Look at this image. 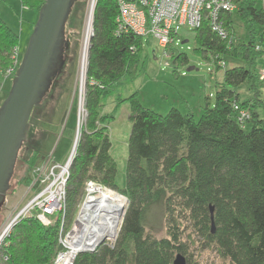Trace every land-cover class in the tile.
<instances>
[{"label":"trees","instance_id":"16d2710c","mask_svg":"<svg viewBox=\"0 0 264 264\" xmlns=\"http://www.w3.org/2000/svg\"><path fill=\"white\" fill-rule=\"evenodd\" d=\"M17 1L23 8L38 13L45 0ZM231 1L235 4L233 13L246 24L247 40L235 43L233 39L228 44L211 32L206 20L194 30L195 52L203 59L207 54L211 56L215 74L221 72L217 62H225L224 57L240 61L222 69L214 102L212 106L205 104L197 121L176 108L162 115L144 108L137 93L120 99L119 105L129 106L131 122L125 184L121 190L115 182L117 166L110 155L105 126L108 116L101 114L102 102L119 81L138 76L144 40L130 33L117 34L115 0L97 1L85 73L86 118L66 187L67 224L74 216L87 180L123 194L128 205L112 246L102 244L94 252L80 253L73 264H172L180 254L187 258L185 264H196L184 248L186 245L189 249L191 244L215 252L227 264H264V119L260 114L264 109V82L258 80L256 69L257 62L262 60L256 45L264 42V9L256 7L258 0ZM2 2L0 72L13 67L14 48L20 53L19 36L1 17ZM232 18L233 14L228 12L223 18L230 36ZM63 54L62 71L67 64V51ZM173 54L174 68L188 64L184 53ZM20 63L19 59L7 79L14 78ZM175 69L172 72L176 75ZM59 76L54 77L51 88ZM242 84L252 96L240 98L235 89ZM235 106L247 112L249 120L240 123ZM36 109L29 124L49 128L55 112L48 115L42 110L44 121L39 123V115L35 120ZM47 133L48 130L39 134L35 147L29 143L25 146L23 158L29 167L43 159L39 142ZM155 209H160L165 237L155 238L147 232V219ZM59 228V219L48 226L33 217L20 219L0 248V259L7 257L1 264H53L61 250Z\"/></svg>","mask_w":264,"mask_h":264},{"label":"rangeland","instance_id":"374dc122","mask_svg":"<svg viewBox=\"0 0 264 264\" xmlns=\"http://www.w3.org/2000/svg\"><path fill=\"white\" fill-rule=\"evenodd\" d=\"M2 1V19L5 20L7 24H12V26H14L17 35L23 36L20 41L19 53L20 62H22L23 54L27 46L26 43L34 29L38 13L36 11H29L27 7L23 8L17 0ZM86 1L87 0L76 1L71 9L72 11L68 17V22L65 25V35L68 44L66 54L67 64L62 71L63 74H60L59 78L57 77L58 79L55 86L51 88L47 98L43 100L42 108L38 107L34 112L36 122L38 115L40 119L39 123L44 121L41 114L42 110L48 115H50L52 111L55 112L53 115L54 119L50 127L46 129L40 126L38 128L35 124H30L31 130L29 135L27 134L26 141L21 145L22 147L24 145V147L17 155L18 160L13 169L14 174L10 180V187L6 195V200L0 211V233L3 225L13 219L24 203L33 196L34 193L31 192V185H28V178L32 179V171L34 168L45 161H54L58 164H63L69 157L68 155L73 148L80 104V99H78L80 96L78 88L80 79L79 64L81 59L82 31L86 13ZM256 7L258 9H264V2L258 1ZM233 12H231L233 14L232 21L234 25L232 36L234 37V41H236L235 43L241 39L247 40L246 24L241 23L236 17V13ZM11 18L12 21L10 22ZM194 34V30L190 31L188 28H181L178 32L177 39L179 42L176 46L172 45L171 50H173L175 54L184 53L189 62L183 66H176V69L172 65L173 53L170 57L163 59L160 48L155 40L151 37L143 38V54L137 73L138 76L134 80L123 79L119 81L111 92L105 96L102 102L103 107L101 109V114L108 116V118L110 117V119L107 118L105 126L111 143L110 155H112L117 166L115 182L117 188L120 190L123 189L125 184L124 172L128 156L127 139L131 127V122L128 120L129 106L127 103L119 105L120 99H127L128 96L137 93L138 101L144 108L152 109L161 115L166 114L170 109L176 108L182 114H191L195 121L200 118L206 106L205 104L208 103L212 106L214 102L215 89L217 84L221 83L223 70L221 69V72L215 74L211 56L207 54L206 58L203 59L195 52ZM224 60L226 62V67L230 64L240 63V61L238 62L230 57H224ZM161 61L169 63V66L162 64ZM263 62V58L257 62V70L262 68ZM189 68H192V70H189ZM174 69L177 73L176 75L172 72ZM11 73L10 69L0 72V107L9 92L8 90L11 84L7 83L6 76L11 75ZM8 79L11 80L12 83L13 78ZM82 88L81 95L83 99L86 89L85 83ZM235 90L238 92L241 99L252 96L247 91L245 84L240 85V87ZM260 114L261 118L264 119V109L260 110ZM85 118L86 115L82 120L83 122ZM246 129H248V127H246ZM46 130H48L47 136L39 142V149L43 154V159L29 167L24 161L25 158H23L25 157V146L29 143L30 147H35V142L39 141V134ZM76 213L75 211L72 221ZM48 219L52 223H48L45 226L51 225L55 221L53 217H48ZM146 226L149 230L147 232H150L155 238L166 236L165 224L161 219L160 209H155L150 214ZM194 239H196V237H194ZM192 245L194 244L189 245V249L184 245V248L188 250L191 262H195L196 264H227L223 262L215 252L203 250L197 245L192 247ZM185 259L187 260V258ZM1 261L0 259V264Z\"/></svg>","mask_w":264,"mask_h":264},{"label":"built area","instance_id":"2783aa9c","mask_svg":"<svg viewBox=\"0 0 264 264\" xmlns=\"http://www.w3.org/2000/svg\"><path fill=\"white\" fill-rule=\"evenodd\" d=\"M97 1L87 0L85 5L86 13L83 23L82 42L88 38V49L89 41L93 34L92 18ZM258 1L264 2V0ZM115 3L117 8L114 18L116 33H130L141 37L142 40L143 38L151 37L160 48L163 59L170 57L173 53L171 47L172 45L176 46L179 42L177 37L181 28H188L190 31L195 30L200 28L204 20L207 21L211 32L216 34L222 41H228V44H230L234 39L233 36L229 35L223 24V18L226 13H231L235 10V4L231 0H115ZM86 33L87 36L85 37ZM256 46V51L262 53L261 57L264 59V42ZM11 57L14 63L10 70L13 72L14 66L20 59L17 48L13 49ZM87 59L88 55L86 54L83 61V81H85V84ZM161 62L169 66V63ZM217 65L221 69L226 67V63L223 60H219ZM258 80L264 81V62L262 68L258 70ZM79 103L83 107V113L80 119L78 114L76 136L73 141V148L68 155L69 157L63 164L45 161L34 168L30 183L31 192L34 194L30 200L24 203L22 208L16 213V216L3 225L0 233V248L5 245V241L13 226L20 219L32 217L37 219L42 225L52 223L48 217H53V220L59 219L60 228L57 236L61 250L53 258V264H73L78 254L94 252L102 244L112 246L115 242L126 212L128 199L118 191L106 188L100 183L92 180H87L84 183L83 193L77 204V213L73 221L71 220L67 224L65 213L67 205L66 187L80 130L84 126L82 120L86 115V110L83 106L84 101ZM235 109H238V107L235 106ZM237 112L240 115L238 117L240 123L249 120L250 115L247 112L242 109H238ZM96 211L99 212L96 213ZM6 259L7 257H2L3 261Z\"/></svg>","mask_w":264,"mask_h":264},{"label":"water","instance_id":"95a60500","mask_svg":"<svg viewBox=\"0 0 264 264\" xmlns=\"http://www.w3.org/2000/svg\"><path fill=\"white\" fill-rule=\"evenodd\" d=\"M76 1H44L27 40L23 60L0 107V211L18 152L27 139L32 112L42 104L54 77L59 76L64 67L63 52L68 49L65 25ZM212 211L210 208L213 232ZM172 264H185V258L177 255Z\"/></svg>","mask_w":264,"mask_h":264},{"label":"bare ground","instance_id":"6f19581e","mask_svg":"<svg viewBox=\"0 0 264 264\" xmlns=\"http://www.w3.org/2000/svg\"><path fill=\"white\" fill-rule=\"evenodd\" d=\"M87 36V33L85 34V37ZM88 39V38H87ZM87 39H84L83 40V46H82V49H81V61H80V75H79V77H80V79H79V84H78V88H79V92H80V95L82 94V90H83V83H84V77H83V73H84V65H83V61H84V58H85V56H86V54L88 53V51H87V49H88V47H87ZM85 52H86V54H85ZM88 55V54H87ZM78 99H80L79 100V102H81V103H83V99H82V96H80ZM83 106H84V104H83ZM82 109H83V107L81 106V104L79 105V108H78V111H79V119L81 118V116H82V113H83V111H82ZM99 211H96V213H98ZM3 231H4V229H3Z\"/></svg>","mask_w":264,"mask_h":264},{"label":"crops","instance_id":"0c3cea01","mask_svg":"<svg viewBox=\"0 0 264 264\" xmlns=\"http://www.w3.org/2000/svg\"><path fill=\"white\" fill-rule=\"evenodd\" d=\"M18 3H19V1H18ZM3 21L5 22V20H3ZM11 21H12V18L10 19V22H11ZM5 24H7V23L5 22ZM33 24H34V23H33ZM33 24H32V25H33ZM7 25H9V24H7ZM10 26H11V27H10ZM8 27H9L11 30H13V32L16 33L15 28H14V26H12V24L9 25ZM16 35H17V33H16ZM18 36H19V42H20L23 36H22V35H18ZM7 83L10 84V83H11V80H8V79H7Z\"/></svg>","mask_w":264,"mask_h":264}]
</instances>
